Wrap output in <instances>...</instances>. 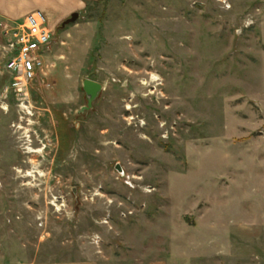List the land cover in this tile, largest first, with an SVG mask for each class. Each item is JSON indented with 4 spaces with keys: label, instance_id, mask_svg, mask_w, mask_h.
Masks as SVG:
<instances>
[{
    "label": "rangeland",
    "instance_id": "374dc122",
    "mask_svg": "<svg viewBox=\"0 0 264 264\" xmlns=\"http://www.w3.org/2000/svg\"><path fill=\"white\" fill-rule=\"evenodd\" d=\"M83 5L25 83L0 20V262L81 239L100 264H263L264 0Z\"/></svg>",
    "mask_w": 264,
    "mask_h": 264
},
{
    "label": "crops",
    "instance_id": "0c3cea01",
    "mask_svg": "<svg viewBox=\"0 0 264 264\" xmlns=\"http://www.w3.org/2000/svg\"><path fill=\"white\" fill-rule=\"evenodd\" d=\"M50 2V0H43ZM85 0H60L58 9L49 8L42 0H0V20L15 21L24 19L27 13L40 9L50 19H58L75 9L83 8ZM51 20V19H50ZM49 20V21H50ZM94 241L81 239L50 240L43 246L28 249L29 259L2 261L0 264H100L101 258L95 251ZM92 242V243H91ZM92 244V245H91ZM51 250L50 252H48ZM27 252L25 251L24 254ZM264 264V260L262 261Z\"/></svg>",
    "mask_w": 264,
    "mask_h": 264
},
{
    "label": "built area",
    "instance_id": "2783aa9c",
    "mask_svg": "<svg viewBox=\"0 0 264 264\" xmlns=\"http://www.w3.org/2000/svg\"><path fill=\"white\" fill-rule=\"evenodd\" d=\"M16 51L7 68L24 83L34 80L47 67L45 55L51 51L54 30L46 13L40 9L27 13L23 22L11 33Z\"/></svg>",
    "mask_w": 264,
    "mask_h": 264
},
{
    "label": "water",
    "instance_id": "95a60500",
    "mask_svg": "<svg viewBox=\"0 0 264 264\" xmlns=\"http://www.w3.org/2000/svg\"><path fill=\"white\" fill-rule=\"evenodd\" d=\"M78 18V14H74L70 20L67 22L74 21ZM83 90L85 91L86 94V100H87V105L83 106L81 111L84 113L85 110H89L93 107L94 103L96 100L100 97L101 92L103 90V84L96 80L92 79H85L83 82ZM119 171H122L121 167L118 166Z\"/></svg>",
    "mask_w": 264,
    "mask_h": 264
},
{
    "label": "bare ground",
    "instance_id": "6f19581e",
    "mask_svg": "<svg viewBox=\"0 0 264 264\" xmlns=\"http://www.w3.org/2000/svg\"><path fill=\"white\" fill-rule=\"evenodd\" d=\"M32 172H35V171H32ZM32 172H29V174L32 175Z\"/></svg>",
    "mask_w": 264,
    "mask_h": 264
}]
</instances>
